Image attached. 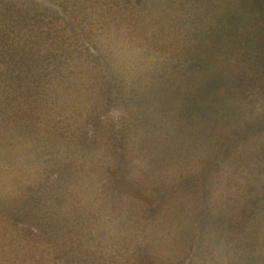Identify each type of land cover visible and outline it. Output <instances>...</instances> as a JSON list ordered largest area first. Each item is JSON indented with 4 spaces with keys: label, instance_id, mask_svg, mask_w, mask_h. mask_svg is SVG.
Masks as SVG:
<instances>
[{
    "label": "rangeland",
    "instance_id": "rangeland-1",
    "mask_svg": "<svg viewBox=\"0 0 264 264\" xmlns=\"http://www.w3.org/2000/svg\"><path fill=\"white\" fill-rule=\"evenodd\" d=\"M263 12L0 0V264H264ZM143 117L181 126L176 160L126 161Z\"/></svg>",
    "mask_w": 264,
    "mask_h": 264
},
{
    "label": "trees",
    "instance_id": "trees-1",
    "mask_svg": "<svg viewBox=\"0 0 264 264\" xmlns=\"http://www.w3.org/2000/svg\"><path fill=\"white\" fill-rule=\"evenodd\" d=\"M139 1V0H137ZM199 1V0H198ZM264 13V12H263ZM263 38H257L255 41L263 42ZM243 69L246 66L239 64ZM250 81H247L248 83ZM244 83V85L246 84ZM252 83V82H250ZM139 121V120H138ZM160 122L159 130L163 132V139H159L157 131L155 132V122L154 118L143 117L140 120L139 126L134 119H126L125 127L129 128L131 126V134L134 136H139V144H135L132 148V154L126 159L127 162H135L136 160H147L149 157H153L156 162L165 158V155L170 160H176L177 158L173 154H180L183 150L181 137H183V131L181 126L172 119H163ZM164 122V124H163ZM106 132H108L106 130ZM131 140V138H127ZM162 155V156H159ZM180 159V158H178ZM176 191H181L182 187L177 186L174 188ZM126 221L119 216L117 213L113 214H102V212L94 211L92 213V220L90 225L104 223L115 229V233L110 235L109 242H117L119 239L121 242H135V231L133 228L125 227L123 224ZM122 239H124L122 241Z\"/></svg>",
    "mask_w": 264,
    "mask_h": 264
}]
</instances>
